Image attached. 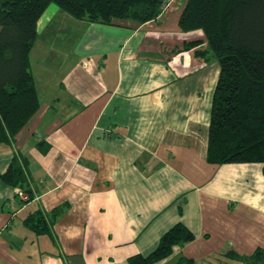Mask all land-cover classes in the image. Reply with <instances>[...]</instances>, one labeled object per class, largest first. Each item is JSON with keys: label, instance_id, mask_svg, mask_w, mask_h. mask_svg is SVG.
<instances>
[{"label": "crops", "instance_id": "0c3cea01", "mask_svg": "<svg viewBox=\"0 0 264 264\" xmlns=\"http://www.w3.org/2000/svg\"><path fill=\"white\" fill-rule=\"evenodd\" d=\"M183 5L143 25L47 7L31 52L61 63L34 75L29 55L39 109L0 144V175L15 158L29 191L0 181V264H128L177 223L193 240L155 264L264 251L263 164L206 159L220 69L202 31L180 30ZM37 213L46 232L26 223Z\"/></svg>", "mask_w": 264, "mask_h": 264}, {"label": "trees", "instance_id": "16d2710c", "mask_svg": "<svg viewBox=\"0 0 264 264\" xmlns=\"http://www.w3.org/2000/svg\"><path fill=\"white\" fill-rule=\"evenodd\" d=\"M169 1L0 0V144L10 143L39 109L29 55L37 22L49 5L90 23L143 25L155 20ZM178 24L183 32H203L220 69L211 104L207 161L217 166L261 163L264 173V0H184ZM0 181L29 193L15 158ZM26 223L37 233L48 230L40 213ZM193 238L177 223L161 236L155 250L129 258L128 264H155L169 257L174 246ZM262 260L264 251L256 250L240 262L263 264ZM177 264L195 262L180 258Z\"/></svg>", "mask_w": 264, "mask_h": 264}, {"label": "rangeland", "instance_id": "374dc122", "mask_svg": "<svg viewBox=\"0 0 264 264\" xmlns=\"http://www.w3.org/2000/svg\"><path fill=\"white\" fill-rule=\"evenodd\" d=\"M183 3H184V0H183ZM166 4L164 5V7L166 6ZM97 24H100V23H97ZM102 25H105V24H102ZM37 46L30 53V62H31V65H32V69H33L34 75H36V74L37 75H39V74L42 75V73L44 75L52 74L55 71V69L58 70L57 68H58V66L61 63L60 60H59L60 57L57 56L58 54L57 55L54 54V57L53 56H49L48 57L49 59L45 60L44 57H43V53L39 52V50L37 49ZM44 67L46 68V71H44V69H43ZM60 72H62V71H59L58 73L60 74ZM32 76H33V74H32ZM262 261H264V260H262ZM262 263L264 264V262H262ZM213 264H245V263H242V262L239 263L238 261L235 262V261H229V260H220V262L218 261V262L213 263Z\"/></svg>", "mask_w": 264, "mask_h": 264}, {"label": "built area", "instance_id": "2783aa9c", "mask_svg": "<svg viewBox=\"0 0 264 264\" xmlns=\"http://www.w3.org/2000/svg\"><path fill=\"white\" fill-rule=\"evenodd\" d=\"M17 196L21 201H27L29 198L28 195L22 190L17 191Z\"/></svg>", "mask_w": 264, "mask_h": 264}]
</instances>
